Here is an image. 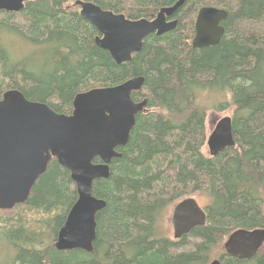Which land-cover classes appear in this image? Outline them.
I'll return each instance as SVG.
<instances>
[{
    "label": "trees",
    "instance_id": "trees-1",
    "mask_svg": "<svg viewBox=\"0 0 264 264\" xmlns=\"http://www.w3.org/2000/svg\"><path fill=\"white\" fill-rule=\"evenodd\" d=\"M78 0L29 2L22 13L0 14V99L10 90L71 115L79 93L143 77L129 142L116 151L110 177L93 183L106 207L96 215L91 253L58 251L57 236L78 200L71 173L53 159L29 200L0 211V245L7 264H264V253L238 260L224 252L240 229H264V0H187L170 20L177 28L148 37L131 62L118 65L99 48L95 27L73 6ZM131 20H154L179 0H83ZM202 7L228 12L225 35L214 47L194 49ZM31 49L13 61L6 37ZM230 95L235 147L204 154L208 109L199 92ZM95 164L101 163L99 158ZM208 195V219L180 240L164 235L160 215L188 197ZM191 240V242H188ZM8 254V253H7Z\"/></svg>",
    "mask_w": 264,
    "mask_h": 264
},
{
    "label": "water",
    "instance_id": "water-1",
    "mask_svg": "<svg viewBox=\"0 0 264 264\" xmlns=\"http://www.w3.org/2000/svg\"><path fill=\"white\" fill-rule=\"evenodd\" d=\"M41 0H0V13H22L29 2ZM187 2L179 0L162 8L154 20H131L123 14L78 0L74 7L96 28V45L107 51L118 64L132 61L142 51L145 40L173 32L178 20H170ZM228 12L202 7L195 22L194 49L217 46L225 35L223 22ZM144 78H133L109 88L79 93L71 115L59 114L48 105L33 102L18 90L6 92L0 99V211H11L26 203L37 180L47 172L50 162L70 171L78 200L69 210L55 244L58 251L83 250L91 253L96 239V215L106 207L93 194V183L110 177V164L121 157L116 150L128 144L147 100L136 103L132 93L141 91ZM233 120L220 119L208 136L211 157L235 147ZM99 158L101 163L95 164ZM207 213L195 197L179 202L173 209L171 224L174 239L180 240L207 223ZM264 249V229L233 232L224 251L238 260H251ZM209 264H222L215 259Z\"/></svg>",
    "mask_w": 264,
    "mask_h": 264
},
{
    "label": "rangeland",
    "instance_id": "rangeland-1",
    "mask_svg": "<svg viewBox=\"0 0 264 264\" xmlns=\"http://www.w3.org/2000/svg\"><path fill=\"white\" fill-rule=\"evenodd\" d=\"M16 20L19 22H24V17L21 14H19L16 17ZM5 40H6L5 42H6L7 48L11 52L13 61H18L26 57L31 51L29 47L24 45L22 41L16 37L11 38L7 36ZM231 101H232V98L228 94L221 95L219 93L210 92V91L198 93V103L202 107L208 109L207 120H206L208 135L212 133L217 122L220 119L226 116H229V117L233 116V108H227L226 110H223V111L217 110L220 104H225ZM204 154L209 156V150L207 146L204 149ZM195 197L197 198L199 204L203 208L208 207V205H210L211 203V199L208 195H203V196L201 195V196H195ZM172 213H173V207L165 209V211L160 215L159 224L163 230L164 235L174 240V230L171 224ZM188 242H191V240H189ZM261 253H264V249L262 250ZM10 255H11L10 249L4 245H0V264H7L8 262H10L11 260Z\"/></svg>",
    "mask_w": 264,
    "mask_h": 264
},
{
    "label": "flooded vegetation",
    "instance_id": "flooded-vegetation-1",
    "mask_svg": "<svg viewBox=\"0 0 264 264\" xmlns=\"http://www.w3.org/2000/svg\"><path fill=\"white\" fill-rule=\"evenodd\" d=\"M0 14H2L3 16L5 15V14H7L6 12H2V13H0Z\"/></svg>",
    "mask_w": 264,
    "mask_h": 264
},
{
    "label": "bare ground",
    "instance_id": "bare-ground-1",
    "mask_svg": "<svg viewBox=\"0 0 264 264\" xmlns=\"http://www.w3.org/2000/svg\"><path fill=\"white\" fill-rule=\"evenodd\" d=\"M216 158V157H215Z\"/></svg>",
    "mask_w": 264,
    "mask_h": 264
}]
</instances>
